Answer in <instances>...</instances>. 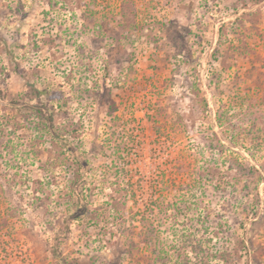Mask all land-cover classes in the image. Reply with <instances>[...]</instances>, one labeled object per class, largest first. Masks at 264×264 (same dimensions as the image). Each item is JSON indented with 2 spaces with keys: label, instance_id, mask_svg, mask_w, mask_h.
I'll use <instances>...</instances> for the list:
<instances>
[{
  "label": "rangeland",
  "instance_id": "374dc122",
  "mask_svg": "<svg viewBox=\"0 0 264 264\" xmlns=\"http://www.w3.org/2000/svg\"><path fill=\"white\" fill-rule=\"evenodd\" d=\"M183 197L205 250H238L187 264H264V0H0V264H175L152 250Z\"/></svg>",
  "mask_w": 264,
  "mask_h": 264
},
{
  "label": "trees",
  "instance_id": "16d2710c",
  "mask_svg": "<svg viewBox=\"0 0 264 264\" xmlns=\"http://www.w3.org/2000/svg\"><path fill=\"white\" fill-rule=\"evenodd\" d=\"M60 94V93H59ZM196 94H200V91L197 90ZM60 96V95H59ZM202 98V101L204 102L205 104V108L208 106V101L207 99L205 98V96H201ZM34 111L37 113L36 115H39L42 122L40 123V125L38 124V127L41 128V126L47 130L49 133L53 134V135H57V136H64L65 135V132L68 133L70 132L71 128H72V132L76 133L77 131V128H78V125L77 123L73 122V120H71L67 113H66V110L63 109L61 107V109L59 110L60 113H63L65 116H63V123L59 124L60 126H56V128L54 127V124L52 123V115L51 113L47 116H45L44 112L42 111V108L40 107H37L34 108ZM251 113V112H250ZM218 119H222V117L220 116H217ZM52 123V126L51 124ZM51 126V127H50ZM69 127L70 130H69ZM251 127V128H250ZM249 128L247 129H244V131L247 132V134L251 135V139L252 140H255V139H258L257 137H254V131L255 129L253 128L254 126L250 125ZM68 131V132H67ZM254 132V133H252ZM235 137V135H234ZM261 138V136H260ZM259 138V139H260ZM262 139V138H261ZM78 148V147H77ZM71 149V148H70ZM73 151H74V148H73ZM78 151L77 149L73 152V155H75V157L77 158L76 160L79 159V156L77 154ZM253 156V154H251ZM232 161L236 164V167H235V171H236V179H238V177L243 174L244 177H250V178H254L253 176L255 175V173H257V178H261L262 177V174L261 172L259 171V169L250 164V163H245L247 161H245V158L244 159H240V158H231ZM79 171V170H77ZM210 171V170H209ZM217 170H211V176H219L220 175V172H217ZM241 172V174H240ZM216 174V175H215ZM219 179H216V181H218L217 183V186L220 187L222 186L224 180L223 178L221 177H218ZM256 178V183L258 182V179ZM75 181H76V178L75 180L73 179L72 182L69 184V187H70V190H69V196L70 198H76V195L74 194L76 192V188H74V185H75ZM162 184H164V181L162 180ZM153 184V183H152ZM158 185H160L159 181L157 182V184L154 186V188H156V186L158 187ZM78 191V190H77ZM81 191V189H80ZM77 193V192H76ZM154 197V196H153ZM150 198V200L146 203V205L144 206V209L139 211V216H140V219L142 221H147V216L150 215H154V212H155V209H162L161 208V204L159 201H157L158 197L157 198H154L153 199ZM167 208H170V209H173L174 211V218L175 219H178V217H183V216H186L189 214L190 211H192V205L188 202H186V200L183 198H180L179 200H175L174 202L172 203H169L167 204L166 206ZM199 214H197V216L195 218H191L190 216H186V218H183L182 220H180L179 225L180 228L176 230V232L178 233H175V237H179L178 240H171L168 242L167 246H168V249H166L164 246H161V248H156L154 247L152 251H154L152 254L154 255L155 258H175L174 262L175 264H187L188 263V258H192L190 255V253H193L195 256H193V258H196V255L198 256L199 253L201 254H205V255H215L217 253V257L218 258H223V259H226V258H234V255L237 256V249H234V250H227V249H223V250H215V252H211L210 250H205V248H203L202 244H201V240H199L197 238V233L199 231V227H197V225L194 223V222H203L204 219L201 220V216H198ZM151 221V220H150ZM149 220L147 221V223L150 222ZM176 222V220H175ZM173 230L174 227H173ZM155 231L153 226L149 225V227L147 228L146 231H143V234H141V237H142V241H143V244L146 245V247H150V245L152 243H150V240H151V232ZM124 233L126 231H123ZM122 232V233H123ZM150 233V234H149ZM155 233V232H154ZM124 240H127L128 241V246L126 248L127 251L130 250V252H132V248L135 247V249L137 250V252H139V255H137L135 258H142V257H145L146 254V249H144L143 251L141 250V247L136 245V242L134 241L133 238H130L129 236L128 237H125ZM161 241V240H159ZM161 243V242H160ZM228 259H226L227 261Z\"/></svg>",
  "mask_w": 264,
  "mask_h": 264
}]
</instances>
